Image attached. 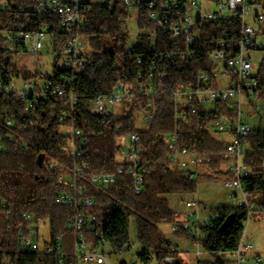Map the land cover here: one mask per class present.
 <instances>
[{"label": "trees", "instance_id": "trees-1", "mask_svg": "<svg viewBox=\"0 0 264 264\" xmlns=\"http://www.w3.org/2000/svg\"><path fill=\"white\" fill-rule=\"evenodd\" d=\"M39 1L42 0H0V7L2 4L6 6L5 11L0 8V30L33 31L47 23L53 39V51L57 54L56 62L66 37L56 27V18L39 20L30 16L28 9ZM257 5L264 13V0H257ZM126 17L127 10L119 1L112 12L105 6L93 3L86 20L79 26L77 33L89 38L90 53L75 83L78 103L74 106L73 114L77 118L75 128L82 132V137L88 142L82 148L89 173L116 172L119 167L120 138L140 134L144 188L140 194H135L131 180L125 175L119 176L114 184L104 190L91 186L85 179L78 180L77 185L85 186L86 196L93 200L94 206L87 212L96 216V234H102L113 252L128 247V227L133 221L140 247L137 257L142 263L147 264L154 257L157 264H166V260L183 264L180 253L172 250L170 242L159 229L162 225H172L178 219L167 197L192 195L197 192L198 182H214L230 176L219 166L209 165L206 169L201 168L206 170L204 174H199L195 181L190 182L181 171L169 168L166 137L175 129L174 93L179 87L192 85L198 72L214 69L205 54L209 46H214L206 43V31L214 35L227 31V39L233 47L237 42L239 25L236 22L223 26L206 25L195 57L179 61L161 58L162 54L177 51L174 41L168 35L157 34L153 42L144 33L146 30L153 31V26H147L144 20L139 23L141 34L135 52L125 55L128 46L124 32ZM153 43L156 51L151 50ZM138 57L141 63H137ZM5 58L6 52L0 45V60ZM152 64L156 66L154 75L161 71L166 73L161 88L147 76L141 80L145 86L153 84L152 96L147 93L137 97L129 110L121 114L91 115L88 112L91 99L111 93L117 82L135 85L137 73ZM15 71L25 79L32 76L26 70ZM257 79L259 85L264 87V62L259 67ZM149 100L154 103V118L147 129L139 131L137 116L146 111ZM68 110L69 105L63 99L50 98L34 109L25 110L14 96L0 95V201L6 203L9 212L8 222L0 226V264L5 261L9 264H54L50 256L25 254L19 250L16 227L21 223L23 213L32 214L37 224L47 226L51 239L61 234L63 253L68 257L65 264H77L71 258L74 235L67 227L73 211L54 203L55 196L63 189L57 184V178L64 172L63 167H71L73 163L70 138L63 132L70 122L68 119L59 121L61 112ZM221 113H231L226 103H217L210 111L198 109L196 114L188 112L186 119L176 124L179 144L191 152L224 150L225 145L217 142L208 132L210 122ZM7 122L12 125L8 126ZM7 137H12L13 141L8 142ZM23 143L27 145L26 149L22 148ZM263 146V129H254L244 157L246 166L252 172L261 162ZM50 161L56 163L52 169L45 165ZM250 182L247 191L252 196L253 204L260 206L253 218L264 219V183L255 176L251 177ZM215 209L219 217L214 227L204 231V238L199 241L202 251L211 259H198L195 264H230L229 257L224 253L233 251L243 234L240 223L247 220L245 210L229 205ZM232 214L235 216L234 224L226 231H220L223 221ZM96 234L92 237H97Z\"/></svg>", "mask_w": 264, "mask_h": 264}, {"label": "built area", "instance_id": "built-area-1", "mask_svg": "<svg viewBox=\"0 0 264 264\" xmlns=\"http://www.w3.org/2000/svg\"><path fill=\"white\" fill-rule=\"evenodd\" d=\"M118 1L127 10L124 32L128 38V46L125 55H132L136 50L138 36L141 34V20H144L147 26H153V31L144 32L153 42L157 34L168 35L174 41L177 51L162 54L161 58L179 61L195 57L206 25L223 26L231 22L239 25L237 42L233 47L227 39V31L218 35L206 31V43L214 46H209L205 54L214 69L198 72L192 85L179 87L174 93L175 129L166 137V147L169 168L181 171L190 182L196 180L201 168L209 165H217L229 174V178L220 180L221 186L228 192L231 201L229 206L245 210L247 220L240 223L243 234L237 247L224 254L229 257L230 264H263L261 255L245 240V223L260 210V206L253 204L252 196L247 191L250 179L255 176L264 183V146L261 148V162L255 172L244 162L252 131L263 129L264 140V87L259 85L257 79L260 66L252 62L253 55L264 52V13L257 5V0H42L30 7L28 13L39 20L56 18V27L66 37L62 53L56 62L57 54L53 51V39L49 31L50 25L47 23L33 31L0 30V45L6 52V58L0 60V95L14 96L25 110L34 109L50 98L63 99L69 105L68 111L61 112L59 121L68 119L70 122L65 134L70 138L73 163L71 167H63L64 172L57 178V184L64 190L61 189L57 193L54 203L73 211L67 222V227L74 235L71 258L77 264H106V258L100 248L108 244L102 234H96L97 218L87 212L94 206V202L86 196L85 186L77 185L78 180L85 179L91 186L104 190L114 184L119 176L125 175L131 180L135 194H140L144 188L140 134L126 136L127 142L120 145L119 167L116 172L89 173L88 164L84 160L85 150L82 148L88 142L82 137V132L75 128L77 118L73 114L74 106L78 103L75 83L90 53L89 38L79 35L77 30L86 20L93 3L105 6L112 12ZM0 8L5 11V4ZM132 26L135 27L136 34L131 40L127 28ZM45 43L50 47L54 71L35 73L26 79L19 76L15 71L17 63L13 62V58L23 54L40 56ZM151 50L156 51L154 43ZM137 63H141L140 57ZM155 67L152 64L140 70L136 75L135 85L117 82L111 93L91 99L88 112L91 115H116L117 107L130 106L137 97L147 93L152 96L153 84L148 83L145 86L141 80L147 76L161 88L166 73L161 71L154 75ZM217 103H226L231 113L215 116L208 126V132L217 142L224 144L225 149L219 152H191L181 146L176 124L184 121L188 112L196 114L198 109L210 111ZM154 113V103L149 100L146 111L140 116L145 129L151 125ZM6 124L12 125L11 122ZM6 140L12 142L13 138L7 137ZM22 148L26 149L27 145L23 143ZM45 165L52 169L56 163L50 161ZM183 206L185 210L181 218L169 227L173 234L182 236L184 241L187 240L186 248H197L200 246L199 241L204 238V231L214 227L219 214L215 207L195 198L185 199ZM8 220L7 205L0 201V226ZM41 227L43 226L36 223L32 214L21 215V223L16 227L19 250L25 254L50 256L54 259V264H65L68 257L63 253V236L59 234L51 239L49 233V239L41 241ZM93 234L97 237H92ZM172 250L179 252L177 249ZM115 251L117 254H124L128 247ZM195 255L196 261L200 251L195 250ZM170 261L172 260H166V264H171Z\"/></svg>", "mask_w": 264, "mask_h": 264}, {"label": "rangeland", "instance_id": "rangeland-1", "mask_svg": "<svg viewBox=\"0 0 264 264\" xmlns=\"http://www.w3.org/2000/svg\"><path fill=\"white\" fill-rule=\"evenodd\" d=\"M129 26L132 24H128ZM127 31L129 33L130 39H134L136 34V29L134 26L128 27ZM13 62L17 63V70H26L29 74L33 75L35 73H50L54 71L53 63L54 60L50 54V47L45 43L44 48L41 51L40 56L23 54L13 58ZM253 64L256 66H261L264 62V52H259L253 55ZM129 106L126 107H117L115 109L116 114H121L127 112ZM137 129L139 131L145 130L142 126L141 118L137 116ZM64 133L67 132L63 131ZM127 142V138L123 137L119 140V145H124ZM206 169V168H204ZM206 170H199V174H204ZM198 174V175H199ZM187 198H195L200 202L206 203L213 207H219L221 205H230L231 201L228 197V192L221 186L220 179L214 182H198L197 183V192L192 195H173L168 196L167 200L169 202L170 208L173 210L175 216L180 219L183 211L185 210L183 206V200ZM245 240L250 242L253 246L254 251L261 255L264 264V219L251 218L245 223ZM163 236L170 242L173 249H177L182 257L183 264H194L196 259L195 250L200 251L199 260H209L211 259L207 254L202 251L201 246L197 248H186L188 245L185 243L187 240L181 239L178 235H175L171 232L168 225H162L159 227ZM41 241L49 239V231L47 226L41 227ZM128 251L124 254H117L116 251L113 252V248L104 244L100 250L103 251L106 258V264H144L138 257L137 252L140 250L139 244L137 242V230L136 225L133 221H130L128 227ZM178 244L179 246H177ZM100 251V252H101ZM171 264H176L175 261H170ZM147 264H157L154 257Z\"/></svg>", "mask_w": 264, "mask_h": 264}, {"label": "water", "instance_id": "water-1", "mask_svg": "<svg viewBox=\"0 0 264 264\" xmlns=\"http://www.w3.org/2000/svg\"><path fill=\"white\" fill-rule=\"evenodd\" d=\"M42 159L39 160V163L41 164ZM235 221V216L229 215L222 223L221 227H220V231L224 232L226 231L229 227H231L234 224Z\"/></svg>", "mask_w": 264, "mask_h": 264}, {"label": "crops", "instance_id": "crops-1", "mask_svg": "<svg viewBox=\"0 0 264 264\" xmlns=\"http://www.w3.org/2000/svg\"><path fill=\"white\" fill-rule=\"evenodd\" d=\"M181 238V237H180ZM182 239V238H181ZM177 246H179L178 244H176Z\"/></svg>", "mask_w": 264, "mask_h": 264}]
</instances>
